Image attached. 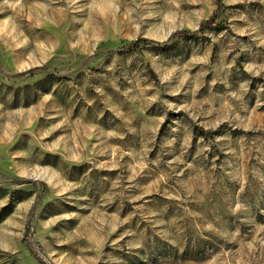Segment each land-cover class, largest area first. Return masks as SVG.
<instances>
[{"label":"rangeland","instance_id":"rangeland-1","mask_svg":"<svg viewBox=\"0 0 264 264\" xmlns=\"http://www.w3.org/2000/svg\"><path fill=\"white\" fill-rule=\"evenodd\" d=\"M219 2L0 0V264H264V0Z\"/></svg>","mask_w":264,"mask_h":264},{"label":"trees","instance_id":"trees-1","mask_svg":"<svg viewBox=\"0 0 264 264\" xmlns=\"http://www.w3.org/2000/svg\"><path fill=\"white\" fill-rule=\"evenodd\" d=\"M217 1V4H219V0H216ZM208 25H210V22H206L202 27H208ZM177 35H181V36H193V33H189V32H186V31H179L176 33Z\"/></svg>","mask_w":264,"mask_h":264}]
</instances>
